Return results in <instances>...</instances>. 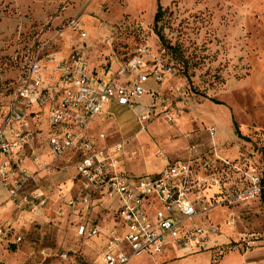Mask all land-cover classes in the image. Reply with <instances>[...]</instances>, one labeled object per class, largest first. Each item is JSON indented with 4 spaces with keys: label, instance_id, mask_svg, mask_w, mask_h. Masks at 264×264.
<instances>
[{
    "label": "rangeland",
    "instance_id": "1",
    "mask_svg": "<svg viewBox=\"0 0 264 264\" xmlns=\"http://www.w3.org/2000/svg\"><path fill=\"white\" fill-rule=\"evenodd\" d=\"M158 5L163 10L158 27L165 44L154 29ZM72 18L86 38L67 28ZM141 48L148 65L162 64L172 72L160 84L152 79L146 83L156 92L152 104L145 95L134 109L115 105L98 129L109 142L119 140L123 145L120 170L148 178L159 174L167 160L216 155L240 170L226 167L208 172L220 185L210 193L213 204L249 188L251 176L262 185L264 0H0V120L13 100L24 58L38 54L49 68V56L79 52L89 69L101 74L114 72ZM30 110L40 112L28 117L33 148L16 158L0 155V166L34 174L26 190H40L47 202L35 210L18 207L0 176V226L22 237L18 245L11 244V237H0V264H91L98 257L97 246L117 224L115 211L95 196L91 217L105 233L95 238L77 236L83 213L73 164L50 154L41 164L48 132L41 113L45 109L34 105ZM143 114L149 119L142 129L137 118ZM209 128L215 129L213 137ZM34 165L39 166L37 171ZM70 197L75 207L68 205ZM193 224H211L218 234L201 247L152 258L142 255L128 264H264L261 195L215 206Z\"/></svg>",
    "mask_w": 264,
    "mask_h": 264
},
{
    "label": "built area",
    "instance_id": "2",
    "mask_svg": "<svg viewBox=\"0 0 264 264\" xmlns=\"http://www.w3.org/2000/svg\"><path fill=\"white\" fill-rule=\"evenodd\" d=\"M67 28L86 38L76 18L67 22ZM145 53V49H138L115 73L107 70L101 74L91 71L79 52L65 57L49 56V68L38 54L32 56L0 120V155L11 158L33 148L34 132L28 117L40 112H28V109L34 105L45 109L41 113L47 120L48 154L56 158L67 153L73 155L72 167L81 192L79 205L83 213V221L77 225L79 237L95 238L101 232V226L91 217L95 196L114 209L116 223L123 233L110 235L102 254L92 264H128L134 257L157 256L169 245L184 249L201 247L218 234V229L211 224L195 225L194 219L207 215L215 206L253 200L264 190L259 178L251 176L249 188L238 189L213 204L214 196L210 193L220 189V185L208 172L217 168L224 171L226 167L240 170L216 155L197 154L181 162H170L162 172L148 178L118 172L124 156L123 145L106 141L99 146L88 136V131L110 105L134 109L145 95L155 96L146 83L152 79L160 84L172 68L162 64L151 67L142 57ZM148 119V114L137 118L142 129ZM208 134L213 137L215 129L209 128ZM99 140L105 142V136L99 135ZM32 157L38 164L34 151ZM0 176L12 203L30 210L45 206L47 199L43 192L26 190L34 174L25 168L1 165ZM68 205L75 207L72 197ZM7 231L0 226V237L9 240ZM9 241L19 244L22 237L14 234Z\"/></svg>",
    "mask_w": 264,
    "mask_h": 264
},
{
    "label": "crops",
    "instance_id": "3",
    "mask_svg": "<svg viewBox=\"0 0 264 264\" xmlns=\"http://www.w3.org/2000/svg\"><path fill=\"white\" fill-rule=\"evenodd\" d=\"M110 72H112L111 70H110ZM116 72V70L114 71V72H112V73H115ZM153 93H156V92H153ZM155 97V96H154ZM154 97H151V96H149V99H150V104H152V102H153V98ZM115 105H110L109 107H107L106 109H105V112L102 114V116L101 117H98L97 119H95V121L91 124V126H90V129H89V131H88V136L89 137H91L99 146H103L105 143H106V141L108 142V143H111V142H109V140H108V137H106L103 133H101V132H99V128H100V126L102 125V124H104L105 123V120H106V118L107 117H109L110 116V110L114 107ZM136 106H139V105H137V103H136ZM45 128V133L47 132V129H48V126H47V123H46V127H44ZM101 134H103L104 136H105V142H103V141H101V140H99V135H101ZM118 142H119V140H118ZM112 143H117V142H112ZM45 150H46V154L45 155H43L42 156V161H41V164L42 163H44V162H46L47 160H49L48 158H49V156H48V152H47V146H46V142H45ZM20 153V152H19ZM19 153H16V154H14L13 156H15V158H16V155L17 154H19ZM65 158H66V161H67V163H70V162H73V155L71 154V153H67L65 156H64ZM189 159V158H188ZM181 160H186V159H181ZM14 162H16V161H14ZM170 162H173L172 160H167L166 162H165V164H164V166L162 167V169L160 170V172H162L165 168H166V166L168 165V163H170ZM123 165V159H122V161H121V163H120V165L118 166V172L119 173H121V174H124V175H126V176H129V177H135V176H131V175H127L126 173H124V172H122L121 170H120V167ZM37 167H39V166H36V165H34V171H37L38 170V168ZM70 171V170H69ZM71 171H73V170H71ZM40 177H44V176H40ZM41 179V178H40ZM114 228H112V230H111V232H109L108 234H107V236H110V235H113V234H122L123 233V230L122 229H119V227H118V225L117 224H114ZM76 231H77V229H76ZM105 230H104V228L101 226V232H100V234L99 235H103L105 232H104ZM77 234V233H76ZM78 236V235H77ZM98 237V236H97ZM108 239V238H107ZM107 239H106V241H104V242H102L101 244H99V246H97L98 247V252H97V256L99 257L101 254H102V252H103V250H104V247H105V245H106V242H107ZM181 249H184V248H179V247H175V246H172V245H169V246H166L165 248H164V250L162 251V253L161 254H159V255H157L158 257L159 256H162L164 253H167V252H177V251H179V252H182V250ZM186 249V248H185ZM156 256V257H157ZM97 257V258H98ZM150 257V256H149ZM155 257V256H154ZM96 258V259H97ZM151 258V257H150ZM95 259V260H96ZM94 260V261H95ZM93 261V262H94Z\"/></svg>",
    "mask_w": 264,
    "mask_h": 264
},
{
    "label": "trees",
    "instance_id": "4",
    "mask_svg": "<svg viewBox=\"0 0 264 264\" xmlns=\"http://www.w3.org/2000/svg\"><path fill=\"white\" fill-rule=\"evenodd\" d=\"M162 16H163V10H162V7L160 5H158V8H157V12H156V15H155V19H154V29L156 31V34L157 36L159 37L160 41L162 44H165L164 42V38L161 34V32L159 31V27H158V24L159 22L161 21L162 19ZM28 59L24 58V62L23 64L21 65V68L19 70V73H18V79L20 78V76L22 75V73L25 71V68L27 67V64H28ZM35 116V114L33 115ZM45 118V117H44ZM47 138V137H46ZM262 186H264V181H262ZM261 199L264 200V190H262L261 192ZM112 210V209H110ZM96 223V222H95ZM11 232L8 230L7 231V238L8 237H11ZM12 244V243H11ZM13 245H18V244H13ZM92 264V263H91Z\"/></svg>",
    "mask_w": 264,
    "mask_h": 264
}]
</instances>
